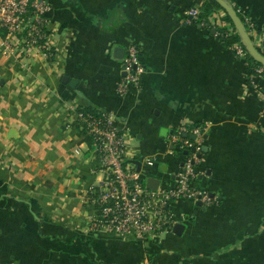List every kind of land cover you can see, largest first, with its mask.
I'll return each instance as SVG.
<instances>
[{"label": "crops", "instance_id": "1", "mask_svg": "<svg viewBox=\"0 0 264 264\" xmlns=\"http://www.w3.org/2000/svg\"><path fill=\"white\" fill-rule=\"evenodd\" d=\"M203 1L47 0L49 58L25 54L19 37L5 48L0 31V264H264V75L215 29L186 21ZM234 3L264 55V0ZM224 15L208 20L232 32ZM129 43L144 71L122 94L113 49ZM83 107L113 115L124 160L145 185L159 179L157 189L175 185L178 130L200 129L194 139L207 150L190 186L214 196L169 202L181 234L173 225L142 239L89 230L86 192L103 175L73 120Z\"/></svg>", "mask_w": 264, "mask_h": 264}, {"label": "built area", "instance_id": "2", "mask_svg": "<svg viewBox=\"0 0 264 264\" xmlns=\"http://www.w3.org/2000/svg\"><path fill=\"white\" fill-rule=\"evenodd\" d=\"M47 0H0V31L4 32L2 45L9 48L12 37H19L23 52L36 49L52 56V48L47 40L45 13L48 10ZM199 10L191 7L185 11L187 22L195 21ZM250 32L255 25L247 21ZM264 48V37L259 40ZM237 56H245V50L235 44ZM263 67L255 69L263 73ZM122 76L117 88L120 93L131 87H137L144 71L137 46L129 43L121 60ZM73 120L80 129L92 137V151L100 163L102 178L91 186L86 197L94 206L95 213L89 223L90 231L117 235L129 238L155 237L169 231L173 220L168 213V204L174 198H190L208 202V194L191 188L190 181L196 176L195 164L201 142L197 139L183 137L176 146L184 149L189 155H181V162L176 174L174 187L150 190L135 170L133 165L124 160L123 140L120 129L113 115L105 110L96 114L74 111ZM186 129H179L178 134ZM200 129L192 127L191 132L200 136ZM189 131V130H188Z\"/></svg>", "mask_w": 264, "mask_h": 264}, {"label": "trees", "instance_id": "3", "mask_svg": "<svg viewBox=\"0 0 264 264\" xmlns=\"http://www.w3.org/2000/svg\"><path fill=\"white\" fill-rule=\"evenodd\" d=\"M229 2H231V5L234 7V9L236 10L237 8V5L234 3V0H228ZM217 9H220L222 10V8L220 7V5L215 1V0H204L201 7H200V10H199V13H198V17L197 19L195 20L196 23H199L201 26L203 27H207V28H212V29H215L217 31V33L220 35V39L222 40V42L230 47H233L235 44L237 45H240L246 52V60L248 61L247 63V70L250 72V73H256L255 69L258 68V67H262V65L258 62H256L250 55L249 53L247 52L246 48L244 47L242 41H241V38L240 36L238 35L231 19L229 18V16L225 13L224 15V18H223V21L224 23H228L230 26H231V31H228L224 26L222 27H213L209 20H208V16L210 15V13L214 10H217ZM238 14V13H237ZM240 14H238L239 16ZM242 20V22L244 23L245 25V28L252 40V36L250 35V30L248 29V24L247 22L241 17L239 16ZM264 75V67H263V73ZM77 111H83V112H89V113H93V114H96L97 113V110L94 109V108H91V107H86V108H77L76 109ZM77 128H79L77 126ZM78 134H85V130L84 129H78ZM183 133V131L181 132ZM84 139L87 140L88 142H91L92 141V137L89 136V135H84ZM184 149L182 150H178L176 153L177 155H189V152L188 153H184ZM142 182L143 179H142Z\"/></svg>", "mask_w": 264, "mask_h": 264}, {"label": "water", "instance_id": "4", "mask_svg": "<svg viewBox=\"0 0 264 264\" xmlns=\"http://www.w3.org/2000/svg\"><path fill=\"white\" fill-rule=\"evenodd\" d=\"M222 10L229 16L231 19L238 35L241 38V41L248 51L249 55L258 63H260L262 66H264V55H262L254 43L252 42L244 23L242 22L241 18L238 16L237 11L234 9V7L227 1V0H215ZM124 55V48L122 47H114L113 49V56L117 59H122ZM67 80V77L66 79ZM64 80V81H65ZM76 82V79H70L69 80V85L74 86V83ZM165 130V129H164ZM183 137L188 136L190 139H194V135H188L187 133H182ZM207 135H203V138H206ZM207 147L205 145L202 146L201 150L199 153H197L196 157L199 159L201 158L202 153L206 152ZM185 153V152H184ZM159 184V179L154 178V177H148L146 179V187L150 190H156L157 186ZM209 198H213V193L208 194ZM197 206H202V202L200 200L196 201L195 203ZM185 228V225L183 223H174L172 227V231L175 234H181Z\"/></svg>", "mask_w": 264, "mask_h": 264}, {"label": "rangeland", "instance_id": "5", "mask_svg": "<svg viewBox=\"0 0 264 264\" xmlns=\"http://www.w3.org/2000/svg\"><path fill=\"white\" fill-rule=\"evenodd\" d=\"M180 157V155H178V158Z\"/></svg>", "mask_w": 264, "mask_h": 264}]
</instances>
